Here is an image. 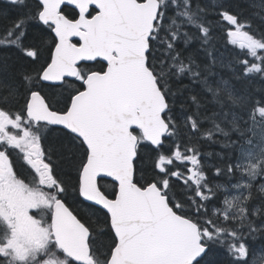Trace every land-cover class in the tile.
<instances>
[{
    "label": "snow or ice",
    "instance_id": "snow-or-ice-1",
    "mask_svg": "<svg viewBox=\"0 0 264 264\" xmlns=\"http://www.w3.org/2000/svg\"><path fill=\"white\" fill-rule=\"evenodd\" d=\"M264 0H0V264H258Z\"/></svg>",
    "mask_w": 264,
    "mask_h": 264
},
{
    "label": "flooded vegetation",
    "instance_id": "flooded-vegetation-1",
    "mask_svg": "<svg viewBox=\"0 0 264 264\" xmlns=\"http://www.w3.org/2000/svg\"><path fill=\"white\" fill-rule=\"evenodd\" d=\"M258 264H264V255H261V258L258 260Z\"/></svg>",
    "mask_w": 264,
    "mask_h": 264
},
{
    "label": "rangeland",
    "instance_id": "rangeland-1",
    "mask_svg": "<svg viewBox=\"0 0 264 264\" xmlns=\"http://www.w3.org/2000/svg\"><path fill=\"white\" fill-rule=\"evenodd\" d=\"M261 258V256L260 257H258V260Z\"/></svg>",
    "mask_w": 264,
    "mask_h": 264
}]
</instances>
